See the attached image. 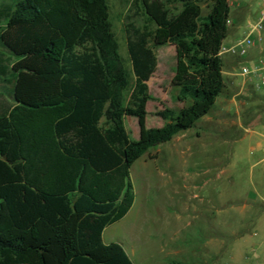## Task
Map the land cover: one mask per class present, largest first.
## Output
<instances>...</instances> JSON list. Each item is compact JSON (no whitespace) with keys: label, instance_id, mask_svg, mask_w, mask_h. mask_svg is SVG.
I'll return each mask as SVG.
<instances>
[{"label":"trees","instance_id":"1","mask_svg":"<svg viewBox=\"0 0 264 264\" xmlns=\"http://www.w3.org/2000/svg\"><path fill=\"white\" fill-rule=\"evenodd\" d=\"M134 2L145 22L125 26L124 58L109 0H0V264H132L102 242L134 202L132 164L192 128L225 88L229 0ZM152 41L175 47L168 69L185 104L156 112L159 127H146ZM180 60L191 77L176 81Z\"/></svg>","mask_w":264,"mask_h":264},{"label":"rangeland","instance_id":"2","mask_svg":"<svg viewBox=\"0 0 264 264\" xmlns=\"http://www.w3.org/2000/svg\"><path fill=\"white\" fill-rule=\"evenodd\" d=\"M134 3L109 0L112 30L124 58L125 26L141 28L145 22L143 11ZM262 3L264 0H229V31L224 43L231 34L244 36L246 22L257 19ZM174 9L181 10L179 5ZM186 25L180 19L167 33ZM150 46L159 62L147 81L153 99L147 105L146 127H159L163 122L156 112L164 108L177 111L185 104L176 101L178 86L168 69L175 47L155 41ZM229 59V55L221 57L225 88L209 113L169 142L150 148L130 168L134 202L120 221L103 230L102 242L120 244L132 264H228L226 258L213 257L226 252L227 244L233 242L230 238L252 226L255 215L264 209L257 202L241 212V200L249 192L264 201V103H258L254 93L264 91L245 89L237 75V60ZM184 77L191 74L180 60L176 81ZM8 90L0 83V94L7 100ZM253 121L257 123L246 132ZM125 123L131 137H137L133 120L126 117ZM260 244L264 245V212L257 218L256 232L235 240L231 252L247 247L259 254L254 245Z\"/></svg>","mask_w":264,"mask_h":264},{"label":"crops","instance_id":"3","mask_svg":"<svg viewBox=\"0 0 264 264\" xmlns=\"http://www.w3.org/2000/svg\"><path fill=\"white\" fill-rule=\"evenodd\" d=\"M262 7H264V3H262L260 8L262 9ZM259 13H260V10H259ZM259 13H257L256 17L259 16ZM228 21H229V19H228ZM232 22L234 23V20ZM251 22H253V21H247L246 22L245 30H247V26ZM228 23H227V26H228ZM228 31H229V28H228ZM227 34H228V32H227ZM230 36L231 37H229V36L227 37V43H224V41H225V39H224L222 44L228 46V45L232 44L236 39L239 38V37L237 38L235 36V34H231ZM236 60H237L236 58H233V57L230 56V59H229L230 62H234ZM246 60L247 61H253L254 63L255 62L258 63V62L264 61V32L261 33L260 40L257 42V45L254 48H252L251 50H249V53H248V55L246 57ZM237 75H238V72H237ZM241 79H242L241 85L244 86L246 84V88L245 89H249L248 91H253L254 92V90L249 85V81H247L243 77H241ZM261 90L264 91V89H261ZM254 93H255V95L257 97V102L258 103H264V93H262V94H259V93H256V92H254ZM256 123H257V121H253L252 125H250V128L246 132H250L252 126L254 124H256ZM241 202L243 203V205H242L243 207H242L241 212H244V209H246V207H249V208L250 207H254L257 202H259L261 204H264V201H259L256 198L255 194L252 193V192H249L248 196H246V198L242 199ZM261 212H264V209H262L261 211H259L255 215V217H254L255 221L252 224V226H249V227L245 228L242 231V233L236 239L233 240L231 245H227L226 252L219 253L216 256L217 259L221 260L222 258H226L224 260H227L228 264H264V245H262V244L254 245L255 247L257 246L258 249H260V253L259 254L253 253V251L251 249L248 250L247 247H245V249H241V250H239V251H237L235 253L231 252L232 245L235 242V240H237L238 238L242 237L246 233H255L256 232V221H257V218H258V216H259V214Z\"/></svg>","mask_w":264,"mask_h":264},{"label":"built area","instance_id":"4","mask_svg":"<svg viewBox=\"0 0 264 264\" xmlns=\"http://www.w3.org/2000/svg\"><path fill=\"white\" fill-rule=\"evenodd\" d=\"M262 32H264V7L260 10L257 19L248 24L244 36L228 46L222 44L219 51L220 56L229 55L237 59L238 75L249 81L253 90L264 89V61L254 63L247 61L246 57L249 50L257 45Z\"/></svg>","mask_w":264,"mask_h":264}]
</instances>
